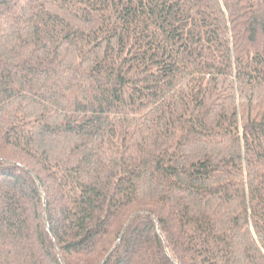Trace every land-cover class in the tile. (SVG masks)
Wrapping results in <instances>:
<instances>
[{"label":"trees","instance_id":"1","mask_svg":"<svg viewBox=\"0 0 264 264\" xmlns=\"http://www.w3.org/2000/svg\"><path fill=\"white\" fill-rule=\"evenodd\" d=\"M264 264V0H0V264Z\"/></svg>","mask_w":264,"mask_h":264},{"label":"water","instance_id":"2","mask_svg":"<svg viewBox=\"0 0 264 264\" xmlns=\"http://www.w3.org/2000/svg\"><path fill=\"white\" fill-rule=\"evenodd\" d=\"M102 264H104V263H102Z\"/></svg>","mask_w":264,"mask_h":264}]
</instances>
